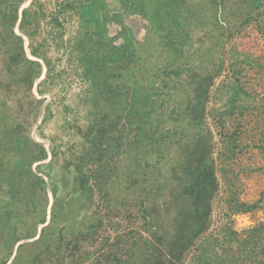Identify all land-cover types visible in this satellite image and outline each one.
Here are the masks:
<instances>
[{
	"label": "rangeland",
	"instance_id": "rangeland-1",
	"mask_svg": "<svg viewBox=\"0 0 264 264\" xmlns=\"http://www.w3.org/2000/svg\"><path fill=\"white\" fill-rule=\"evenodd\" d=\"M0 264H264V0H0Z\"/></svg>",
	"mask_w": 264,
	"mask_h": 264
}]
</instances>
